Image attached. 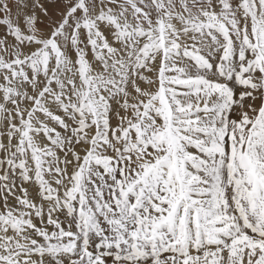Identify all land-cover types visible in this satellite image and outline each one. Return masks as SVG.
Returning <instances> with one entry per match:
<instances>
[{
	"label": "snow or ice",
	"instance_id": "obj_1",
	"mask_svg": "<svg viewBox=\"0 0 264 264\" xmlns=\"http://www.w3.org/2000/svg\"><path fill=\"white\" fill-rule=\"evenodd\" d=\"M0 264H264V0H0Z\"/></svg>",
	"mask_w": 264,
	"mask_h": 264
}]
</instances>
